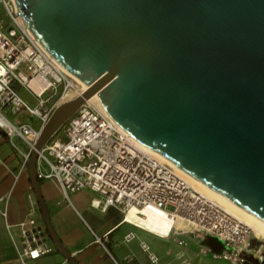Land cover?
<instances>
[{
  "label": "water",
  "instance_id": "water-1",
  "mask_svg": "<svg viewBox=\"0 0 264 264\" xmlns=\"http://www.w3.org/2000/svg\"><path fill=\"white\" fill-rule=\"evenodd\" d=\"M14 2L48 53L87 85L53 111L28 162L45 232L71 264L38 151L94 95L123 132L264 221V0Z\"/></svg>",
  "mask_w": 264,
  "mask_h": 264
},
{
  "label": "built area",
  "instance_id": "built-area-1",
  "mask_svg": "<svg viewBox=\"0 0 264 264\" xmlns=\"http://www.w3.org/2000/svg\"><path fill=\"white\" fill-rule=\"evenodd\" d=\"M0 6V132L10 140L19 137L27 146L23 151L12 142L25 168L53 111L84 90L26 26L14 0H0ZM28 118H37L38 124ZM37 175L55 179L67 200L83 189L97 193L100 198L92 204L118 207L130 223L127 216L132 209L142 214L146 208H159L181 218L189 226L174 228L171 234L191 235L201 253L214 259L231 264L264 262V242H255L245 223L197 190L166 161L142 149L138 140L89 101L66 122L63 138L51 139L38 151ZM36 213L31 204L28 219L19 224L22 241L15 244L21 264H39L42 256L55 249L38 226ZM134 237L129 233L126 239ZM210 238L221 245L220 250L205 243ZM186 243L179 240L181 245ZM140 247L149 264H162L148 242L140 241Z\"/></svg>",
  "mask_w": 264,
  "mask_h": 264
},
{
  "label": "crops",
  "instance_id": "crops-1",
  "mask_svg": "<svg viewBox=\"0 0 264 264\" xmlns=\"http://www.w3.org/2000/svg\"><path fill=\"white\" fill-rule=\"evenodd\" d=\"M26 97L32 100L27 93ZM28 119L38 124L37 118ZM12 142L21 150H28L19 137L10 140L5 132H0V264H21L15 242L20 244L22 241L19 224L28 219L31 204H35L38 226L45 232L28 166H22V156ZM39 181L53 228L77 264H149L140 241L150 244L162 264H231L201 253L200 244L191 235L176 236L171 232L166 236L159 235L131 221L129 214L127 219L134 224L125 221L124 212L118 207H97L92 200L100 196L91 190L92 197L87 204L81 201L75 204V194H70L67 200L55 179ZM129 233H134L135 237L127 240ZM45 237L55 249L37 262L71 264L46 232ZM179 240L187 243L181 245ZM205 243L213 249H221L216 242L207 240Z\"/></svg>",
  "mask_w": 264,
  "mask_h": 264
},
{
  "label": "bare ground",
  "instance_id": "bare-ground-1",
  "mask_svg": "<svg viewBox=\"0 0 264 264\" xmlns=\"http://www.w3.org/2000/svg\"><path fill=\"white\" fill-rule=\"evenodd\" d=\"M57 61V60H56ZM58 62V61H57ZM59 63V62H58ZM59 65L64 68L65 71H67L70 76H72L75 80H77L81 84V90H85L87 88V85L83 83L81 80H79L77 77H75L71 72H69L64 66H62L60 63ZM90 103L95 104L98 108L104 110V107L101 105L100 101L97 98V95H94L92 98L88 100ZM139 146L149 152L150 154L166 161L170 166H172L182 177L187 179L197 190L202 192L204 195H206L208 198L214 200L215 202L220 203L224 208L233 216L238 218L240 221L245 223L248 228L252 231L253 235L260 237L264 239V221L261 220L259 217L251 214L229 198L225 197L224 195L220 194L216 190L212 189L211 187L207 186L206 184L198 181L197 179L191 177L188 175L184 170L179 168L177 165L170 162L167 158L164 156L158 155L152 150L148 149L144 144L139 142ZM129 219L146 229L159 234L166 236L174 228L181 229L184 227H188L189 223L185 222L181 218H176L174 216H170L162 209L159 208H146L143 210V213H138L136 209H132L129 213Z\"/></svg>",
  "mask_w": 264,
  "mask_h": 264
},
{
  "label": "rangeland",
  "instance_id": "rangeland-1",
  "mask_svg": "<svg viewBox=\"0 0 264 264\" xmlns=\"http://www.w3.org/2000/svg\"><path fill=\"white\" fill-rule=\"evenodd\" d=\"M0 11H3L2 10V6H0ZM24 95H25V97H26V93H24ZM27 99H29L28 97H27ZM30 100V99H29ZM66 125V124H65ZM65 125L59 130V132L52 138V139H56V138H63L64 137V129H65ZM19 153V152H18ZM72 194H75V197L76 198H74L73 197V201H74V203L75 204H78V202L79 201H81V202H83V203H85V204H87L89 201H90V199H91V197H92V193H91V191H89V189H83V190H81V191H78V192H76V193H72ZM218 203V202H217ZM218 204H220V203H218ZM221 205V204H220ZM222 206V205H221ZM224 207V206H223ZM189 226V225H188ZM253 235V234H252ZM253 240L255 241V242H264V239H262V238H260V237H257V236H255V235H253Z\"/></svg>",
  "mask_w": 264,
  "mask_h": 264
}]
</instances>
